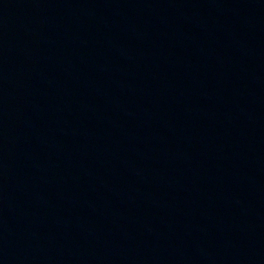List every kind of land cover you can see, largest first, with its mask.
Returning a JSON list of instances; mask_svg holds the SVG:
<instances>
[{
    "label": "water",
    "instance_id": "obj_1",
    "mask_svg": "<svg viewBox=\"0 0 264 264\" xmlns=\"http://www.w3.org/2000/svg\"><path fill=\"white\" fill-rule=\"evenodd\" d=\"M0 264H264V0H0Z\"/></svg>",
    "mask_w": 264,
    "mask_h": 264
}]
</instances>
